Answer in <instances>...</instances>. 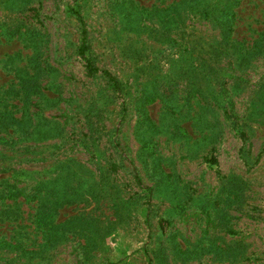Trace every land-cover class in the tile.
<instances>
[{"label":"rangeland","instance_id":"obj_1","mask_svg":"<svg viewBox=\"0 0 264 264\" xmlns=\"http://www.w3.org/2000/svg\"><path fill=\"white\" fill-rule=\"evenodd\" d=\"M0 264H264V0H0Z\"/></svg>","mask_w":264,"mask_h":264},{"label":"trees","instance_id":"obj_2","mask_svg":"<svg viewBox=\"0 0 264 264\" xmlns=\"http://www.w3.org/2000/svg\"><path fill=\"white\" fill-rule=\"evenodd\" d=\"M77 21L80 24V38H79V44L77 48V53L83 62L84 69L88 74H98L100 77L105 79L107 83L110 85V88L118 93L120 91V84L118 81L106 70L99 69L96 66L92 64V62L87 58L86 51H87V44H86V31L84 28V25L82 23V20L80 19L79 15L76 12H72Z\"/></svg>","mask_w":264,"mask_h":264}]
</instances>
